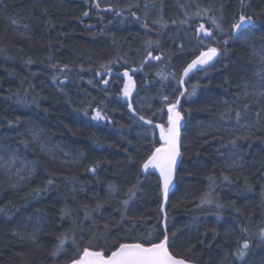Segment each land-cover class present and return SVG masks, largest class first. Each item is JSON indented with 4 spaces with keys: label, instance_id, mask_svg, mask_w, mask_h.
Masks as SVG:
<instances>
[{
    "label": "snow or ice",
    "instance_id": "obj_1",
    "mask_svg": "<svg viewBox=\"0 0 264 264\" xmlns=\"http://www.w3.org/2000/svg\"><path fill=\"white\" fill-rule=\"evenodd\" d=\"M85 3L88 7L77 19L83 23V18L91 19L93 12L97 19L96 24H86V29L98 28L100 34H106L109 25L134 22L144 35L128 33L118 38L112 33L115 55L90 60L92 67L86 68L74 60L60 61L50 51L40 62H47V69L52 72L50 79L61 92L74 77L80 80L85 75L90 77L87 84L97 95L85 90L77 92L79 99H73L66 93L69 102L78 105L73 111L96 124L121 131L128 129L131 133L134 127L141 129L135 133L136 143L123 137L128 145L123 149L127 162L136 171L123 181H108L100 191H95L94 185L100 183L96 176L99 159L87 162L88 156L79 150L65 151L59 144L49 147L51 141L44 129L20 116H0V128L7 127L15 133L0 137V175L4 177L0 183H10L13 188L28 186L30 190L21 198L25 203L63 188L57 200L58 217L50 220L38 210L17 221L24 229L30 226L31 231L14 229L12 234L22 243L39 246L41 237L48 235L47 228L59 221L60 230L54 233L55 243L48 251L53 264H203V252L199 249L213 247L212 242L200 238L207 237L208 231L198 233L195 241L189 238L178 244L177 233L181 229L169 227V197L175 191L184 157L182 148L186 147L181 130L191 112L184 104L200 89L210 86V81L202 84L201 80H207L209 71L216 69L217 64L229 61L233 54L229 45L243 38L255 63L250 60L247 67L224 78L227 85L224 94L230 99L212 105L216 109L212 112L213 123L200 133L201 138L210 137L217 145L214 152L220 164L211 162V168L202 177L204 189L192 194L193 199L186 203L200 211L214 208L217 219L224 209L236 214V227L228 233L234 239L225 242L217 264H264V255L257 259V250H264V184L260 185L258 220L255 214L237 207L234 200L221 203L219 198L222 185L238 184L240 177L234 178L233 173H242L249 166L259 164L256 173L243 177L244 190L252 189L250 176L258 175L264 180V160L255 163L248 160L251 142L264 140V136L256 135L264 132V0H235V6L230 0H85ZM108 15L111 19L105 20ZM9 22L13 26L22 23L13 17H9ZM22 27L20 39L30 40L29 24L23 23ZM134 40L140 43L134 46ZM45 48L50 49L51 44ZM5 51L0 48V53ZM176 61H180L179 65ZM35 62L31 57L25 60L27 64ZM223 66L228 68V64ZM201 72L204 75L191 82L192 76ZM137 73H143L139 83L134 78ZM25 80H21V85ZM34 89L29 84V88L17 89L12 95L20 103H27L25 97ZM38 97L39 93L32 97V102L36 103ZM112 101L123 109L121 120L127 114V123L115 119L118 109L109 107ZM24 123L30 127L23 133L17 131ZM205 143L209 140L205 139ZM32 145L36 146L32 149L34 158L29 159L22 150ZM37 148L44 160L35 156ZM57 164L59 168L55 167ZM157 172L156 207L149 215L148 210L139 211L138 205L136 209L133 205L142 192L141 178ZM82 175L93 179H81ZM38 177L43 178L31 187ZM179 203L185 201L173 207ZM20 210L12 199L0 202V215L15 218ZM192 220L194 223L196 217ZM64 223L69 225L66 229ZM212 232L214 240L216 233Z\"/></svg>",
    "mask_w": 264,
    "mask_h": 264
},
{
    "label": "trees",
    "instance_id": "obj_2",
    "mask_svg": "<svg viewBox=\"0 0 264 264\" xmlns=\"http://www.w3.org/2000/svg\"><path fill=\"white\" fill-rule=\"evenodd\" d=\"M235 6V0H230ZM259 2V0H257ZM88 7L85 0H0V48L6 49L0 53V116H20L24 121H31V124L37 125L44 129L48 134V139L51 141L49 147L59 144L64 150H79L83 151L89 158L99 159L101 161L100 168L96 174L99 178V184L94 185L95 191H100V188L106 186L108 181L120 182L124 178L131 177V174L136 171L135 168L127 162V155L123 151L128 147L123 139L127 136L128 139L135 138L128 135L127 132L119 133V128H113L100 124L97 128L93 127L85 120L84 116L73 111V108L78 105L69 102L66 93H70L73 99H79L77 92L83 93L87 91L92 95H97L96 91L91 89L85 81L89 79L88 75L84 76L83 80L78 78L73 79L71 83L65 85V91L61 92L56 85L51 81L52 72L47 69V62L40 61L48 55V52L55 53L56 59L67 62L75 61L83 63L84 66L92 67L94 64L91 61H97L107 58L110 55H115L117 49L112 45V33L118 38H123L132 33L134 36L139 34L143 36L140 25L134 22H121L118 25H109L106 29V34H100L98 28L88 30L86 24H96V14L93 12L92 18H83V23L77 17L80 16ZM253 7H257L256 4ZM230 12L231 9H228ZM9 17L21 20V25H10ZM111 19L108 15L105 20ZM23 23L29 24V29L32 34L30 40H21L19 33L23 31ZM259 35V32H257ZM133 45L139 44V40L132 41ZM51 44V48L46 50L45 46ZM23 48V51L20 49ZM232 50L231 59L224 61L223 64H228L225 69L223 64H217L216 69L210 70L207 80H201L202 84L209 81L210 86L202 88L197 95L190 101L184 104L185 108H190L191 112L186 116L187 124L183 130V138L185 148L183 163L177 176L176 188L174 193L170 195L169 211L171 215L170 230L177 228L181 229L177 233V243L183 244L189 238L193 241L197 238L198 233L202 234L208 231L206 239L213 244V247L208 249H199L203 252V264H217L221 251L224 248L225 242H231L233 236L228 233L236 227L237 219L234 211L224 209L220 218L217 219L215 210L212 214L199 217V220L193 223L192 220V204L186 203L187 200L193 199L194 193L198 194L204 189L202 177L206 174L207 169L211 168V162L216 159L215 148L217 145L211 142V138H201L200 133L208 130V125L213 123L212 112L216 109L212 108L215 103L219 105V101L230 99L225 96L224 90L227 85L224 83L225 77H231L232 73L239 68L247 67L251 60L255 63L254 58L250 56L248 50L244 46L243 38L229 45ZM33 58L36 61L33 64L25 63L27 58ZM89 61H88V60ZM180 61H176L179 65ZM204 73H197L192 76V81L195 82ZM143 73H137L135 79L139 83ZM25 83L21 85V80L25 79ZM29 84L34 85V91L30 90L28 97H33L39 93L36 103L28 101L20 103L18 98L12 95L17 89L29 88ZM11 90V91H9ZM23 96V92H21ZM112 101L109 104L110 108H120V105L115 107ZM183 103V101H182ZM158 106V105H157ZM119 107V108H118ZM45 109L47 111H45ZM211 109V111L206 110ZM115 119L121 123H127V117L121 120L120 114H115ZM162 122V121H157ZM204 125L201 128V125ZM30 127L28 123H24L17 131L23 133L25 129ZM257 136H264V132H257ZM15 136V133L10 132L7 127L0 128V137ZM205 139L209 143H205ZM252 148L248 160L257 162L264 160V140H254L251 142ZM116 145H119L117 147ZM157 146V145H156ZM32 145L28 149L22 150L29 159L34 158ZM145 149H142V152ZM199 152V156H197ZM35 156H40L39 149H36ZM41 160L45 158L40 156ZM86 162V163H87ZM50 167H52L50 165ZM59 168V165H55ZM259 164L249 166L244 172L233 173L234 178L239 176L240 180L236 185H222L219 189V198L221 203L235 201L237 207L245 212L255 214V218L260 219L261 209L257 208L260 204V185L264 184V180L260 177L250 176L252 182L251 190H244L243 177L249 176L250 173H256ZM194 173L189 176L188 173ZM38 177L31 187H35L40 179ZM4 177L0 175V181ZM81 179L92 180V176H81ZM156 175L142 178V192L138 194L137 203L133 205L136 209L138 205L139 211L148 210L149 215H152L151 209L156 207L157 188ZM191 185V187H189ZM30 190L28 186H19L13 188L10 183H0V202L12 199L20 207V212L15 218L5 217L0 215V264H53L52 259L48 256V251L55 243L53 235L59 231V221L56 225L47 228L48 235L41 237L39 246L22 243L12 233L13 230L31 231L29 226L24 229L18 225L22 217L29 214H34L38 210L45 212L49 219L58 217L60 204L57 200L60 198V193L63 191L62 186L56 190L49 191L34 199H29L27 203L21 200L22 197ZM188 193L185 197V193ZM184 200L185 203L178 202ZM188 224L189 228H184ZM68 223H64L66 229ZM215 230L216 238L213 240V232ZM25 252L21 256V252ZM259 258L264 255V250H257Z\"/></svg>",
    "mask_w": 264,
    "mask_h": 264
},
{
    "label": "rangeland",
    "instance_id": "obj_3",
    "mask_svg": "<svg viewBox=\"0 0 264 264\" xmlns=\"http://www.w3.org/2000/svg\"><path fill=\"white\" fill-rule=\"evenodd\" d=\"M88 60V59H87ZM89 61V60H88ZM87 80L88 79H85V81H86V83H87ZM88 85V84H87ZM89 87H91L90 85H88ZM91 89H92V87H91ZM151 91V90H150ZM97 93V92H96ZM152 94H154V91L152 92ZM140 95L141 96H144V92H141L140 93ZM28 97V96H27ZM32 99V97H28V101L30 102V100ZM115 107H117V106H119L120 104L119 103H115V104H113ZM119 108V107H118ZM123 111V109H121V108H119L118 109V113L120 114L121 112ZM80 116H81V114L79 115V118H80ZM124 117H127V114L125 113L124 114ZM85 118V120H87V122L88 123H90L93 127H95V128H97L100 124H96L95 122H92V121H90L88 118H86V117H84ZM126 123V122H125ZM118 131H119V133H123V132H127V134L128 135H131V136H133L134 138H135V133L136 132H140L141 131V129L140 128H135L134 127V129L132 130V132L131 133H129V130L128 129H124L123 131H121L120 129H118ZM157 139H158V136H157ZM157 146H158V144H157ZM66 151H68V150H66ZM81 152H83V151H81ZM84 153V152H83ZM154 175H156V177H158V175L155 173ZM142 178H147V177H142ZM142 178H141V180H142ZM139 194V193H138ZM214 208H211V207H205L202 211H200V210H196L195 208H192V217H196V221L197 220H199V217H201V216H205V215H207V214H212L213 212H214ZM205 213H207V214H205Z\"/></svg>",
    "mask_w": 264,
    "mask_h": 264
},
{
    "label": "water",
    "instance_id": "obj_4",
    "mask_svg": "<svg viewBox=\"0 0 264 264\" xmlns=\"http://www.w3.org/2000/svg\"><path fill=\"white\" fill-rule=\"evenodd\" d=\"M183 130H184V127H183L182 130H181V131H182V136H183ZM156 174L158 175V172H157ZM170 195H171V194H170ZM169 199H170V197H169Z\"/></svg>",
    "mask_w": 264,
    "mask_h": 264
}]
</instances>
